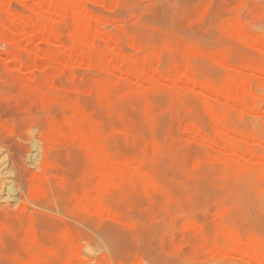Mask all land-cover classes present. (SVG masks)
<instances>
[{
  "label": "rangeland",
  "instance_id": "1",
  "mask_svg": "<svg viewBox=\"0 0 264 264\" xmlns=\"http://www.w3.org/2000/svg\"><path fill=\"white\" fill-rule=\"evenodd\" d=\"M60 1L0 26V264H264V0Z\"/></svg>",
  "mask_w": 264,
  "mask_h": 264
},
{
  "label": "bare ground",
  "instance_id": "2",
  "mask_svg": "<svg viewBox=\"0 0 264 264\" xmlns=\"http://www.w3.org/2000/svg\"><path fill=\"white\" fill-rule=\"evenodd\" d=\"M11 0H0V26L3 28V27H7V25H11V24H13L16 20H19V21H23V24L25 25V27H27L26 25H31V24H28L29 22H31L29 19H25L24 17H23V14H22V16H20V15H18V13H20V12H17V14L16 13H13V11H12V9H11V11L12 12H10V11H5V9H7L8 7H7V5L9 4V2H10ZM20 1H22V0H20ZM33 1H36L38 4H39V9H41L40 11H42V13L43 12H48V11H50V10H53V11H50V12H53L54 13V15L55 16H57V17H63V16H65L66 14H67V8L66 7H64V6H62L60 3H58V1H60V0H32V2ZM62 1V0H61ZM60 1V2H61ZM78 1H81V0H78ZM76 2V1H75ZM21 3H23V2H21ZM25 4H27V3H24V5ZM15 5V4H14ZM13 5V6H14ZM26 6V5H25ZM72 6H74V7H72L73 8V12H75V13H78L79 15H83V16H89V15H87L85 12H82L81 11V9L78 7V4H73ZM80 6V5H79ZM7 7V8H6ZM19 7V6H18ZM27 8H28V5L26 6ZM84 7V6H83ZM81 8H82V5H81ZM9 9H10V7H9ZM34 9V8H33ZM38 8L37 9H34V12L36 11V13L38 12H40V11H38L39 10ZM8 10V9H7ZM85 11V10H84ZM5 13H7L8 14V16H6V18L5 17H3V15L5 14ZM91 13V12H90ZM93 14V13H92ZM42 14L40 13V16H41ZM68 15V14H67ZM73 15V14H72ZM79 15H78V17L77 18H79ZM77 16V15H76ZM209 16V15H208ZM96 17V16H95ZM29 18L31 19V16H29ZM87 18H91V15H90V17H87ZM61 19V18H60ZM80 19V18H79ZM83 19H84V17H83ZM88 20V19H87ZM24 21H25V23H24ZM27 21V22H26ZM40 21V20H39ZM42 21L43 20H41L40 22H41V24H42ZM83 21V20H82ZM86 23L87 22H90V20L89 21H85ZM20 23V22H19ZM83 23H84V21L82 22V25H83ZM23 24H21L22 25V27H23ZM37 25H38V23H36ZM81 25V24H80ZM32 26H33V24H32ZM39 27V30H41V32H43L44 33V37H45V40H48V41H50V42H53V40L51 41V38H53V39H55L56 37H57V33H56V31H53V30H51L49 27L47 28V25L45 26L44 24H43V26L42 27H40V25H38ZM76 26V25H75ZM83 26H85V25H83ZM31 27V26H30ZM30 27H29V29H30ZM82 27V26H81ZM16 28V27H15ZM33 28V27H32ZM35 28V27H34ZM86 28V27H85ZM88 28V27H87ZM20 29H22V28H20ZM24 29H28V28H24ZM23 29V30H24ZM76 29V28H75ZM98 29V28H97ZM6 30V29H5ZM23 30H20V31H23ZM34 30H36V28L34 29ZM33 29H30V33H31V31H34ZM80 30V29H79ZM89 30V29H88ZM101 30V29H100ZM3 30H1V32H2ZM19 31V30H18ZM19 31V32H20ZM24 32V31H23ZM76 32V31H75ZM83 32V31H82ZM102 32V31H101ZM27 33V32H26ZM26 33H24V34H26ZM42 33V34H43ZM78 34H79V32H77ZM87 33V32H86ZM98 33V32H97ZM28 34H29V32H28ZM32 34H34V32L32 33ZM72 34V33H71ZM74 34V33H73ZM76 34V33H75ZM77 34V35H78ZM79 35H83L82 33L81 34H79ZM85 35V34H84ZM87 35V34H86ZM88 36V35H87ZM98 36V35H97ZM26 37H27V34H26ZM77 37V36H76ZM82 37H84V36H82ZM91 37V36H90ZM89 37V38H90ZM27 38H31V37H27ZM89 38H88V40H89ZM92 38V37H91ZM50 39V40H49ZM57 39V38H56ZM80 39V38H79ZM78 39V40H79ZM94 39V38H93ZM44 40V39H43ZM82 40V39H81ZM45 42V41H44ZM81 42V41H80ZM80 42H78V43H80ZM86 42H87V40H86ZM56 43V42H55ZM70 43V42H69ZM92 43V42H91ZM91 43H89V44H91ZM81 44V43H80ZM87 44V43H86ZM21 45V44H20ZM58 46V45H57ZM22 47V46H21ZM24 47V46H23ZM22 47V48H23ZM84 49V48H83ZM51 56V55H50ZM14 57H15V55H14ZM13 57V58H14ZM19 57V56H18ZM17 57V58H18ZM34 57V56H33ZM16 58V57H15ZM83 59V58H82ZM81 59V60H82ZM20 61V60H19ZM84 61V60H83ZM76 62V61H75ZM84 62H86V61H84ZM77 64V63H76ZM71 66H73L72 64H71ZM159 73V72H158ZM156 74V73H155ZM160 74V73H159ZM158 74V75H159ZM152 76H154V75H152ZM160 76V75H159ZM189 77H191V76H189ZM233 79V77H231L230 76V79ZM241 77H239V79H240ZM189 79V78H188ZM242 79H246V78H242ZM242 79H240V80H242ZM173 80V79H172ZM171 80V81H172ZM175 80V79H174ZM177 80V79H176ZM190 80V79H189ZM239 80V81H240ZM248 81H249V79H247ZM159 81H160V78H159ZM188 81V80H187ZM191 81H193V80H191ZM237 81V80H236ZM235 81V82H236ZM246 81V80H245ZM244 81V82H245ZM174 82V81H173ZM241 83H242V81H240ZM243 82V83H244ZM234 83V81H232V84ZM238 83V82H237ZM237 83H235V86L237 85ZM175 84H176V81H175ZM174 84V85H175ZM179 84V83H178ZM230 84H231V82H230ZM240 84V83H239ZM170 85H172V84H170ZM179 86H180V84H179ZM250 86V85H249ZM249 86H248V88H249ZM180 89V88H179ZM206 89H209L208 87L207 88H205V90ZM204 90V91H205ZM250 90H252V89H250ZM178 91H180V90H178ZM187 91V90H186ZM247 91H249V89L247 90ZM182 92V94H183V91H181ZM180 92V93H181ZM185 92V91H184ZM233 93V92H232ZM235 93V92H234ZM248 93H250V92H248ZM253 92L251 91V94H252ZM228 94H229V96H230V94L231 93H229L228 92ZM232 95V94H231ZM254 95H256V94H254ZM257 96V95H256ZM253 98H254V96H253ZM252 98V99H253ZM54 101V100H53ZM252 100H250V102H251ZM253 101H254V99H253ZM249 102V107H250V104L252 105L254 102H251L250 103ZM233 105V104H232ZM252 106H254V104L252 105ZM252 106H251V108H249V110L250 109H252ZM240 106H238V108H239ZM242 108H244V107H241V110H242ZM239 110V109H238ZM253 110V109H252ZM78 111V110H77ZM243 111V110H242ZM79 112V111H78ZM239 112H241V111H239ZM239 112H238V115H240L239 114ZM247 112H248V110H247ZM76 113V112H75ZM242 113V112H241ZM239 117V116H238ZM242 117V116H241ZM241 117H240V119H241ZM249 119V118H248ZM66 123L68 124L69 122H67L66 121ZM56 124V123H55ZM69 125V124H68ZM68 125L66 126V127H68ZM57 126V125H56ZM56 126L54 127V128H56ZM70 127V126H69ZM75 127V126H74ZM71 128V127H70ZM254 128H255V125H254ZM66 129H68V128H66ZM72 129V128H71ZM197 129V128H196ZM68 130H70V129H68ZM77 130H79V128L77 129ZM252 131V130H251ZM250 131V132H251ZM65 132V131H64ZM66 132H67V130H66ZM70 132V131H69ZM72 132V131H71ZM253 132V131H252ZM67 134H68V132H67ZM75 134H78V133H75ZM82 135V133H79L78 135ZM96 134V133H95ZM94 134V135H95ZM252 134V133H251ZM251 134H249V135H251ZM58 135V134H57ZM57 135H56V140L57 139H59L58 137H57ZM66 135V134H65ZM69 135V134H68ZM67 135V136H68ZM70 135H71V133H70ZM72 135H74V134H72ZM80 135V136H81ZM85 135V134H84ZM252 135H254V134H252ZM250 136V137H252L253 138V136ZM59 136V135H58ZM74 136H77V135H74ZM79 137V136H78ZM206 138H208V137H206ZM251 138V139H252ZM68 139H70V136H69V138ZM75 139V138H74ZM254 139V138H253ZM252 139V140H253ZM66 140V139H65ZM76 140V139H75ZM75 140H73V141H75ZM256 140V139H255ZM258 140V139H257ZM71 141V144H72V140H69L68 142H70ZM235 141V140H234ZM59 142V141H58ZM61 142V141H60ZM81 143V142H80ZM79 143V144H80ZM233 143V142H232ZM231 142H230V144H232ZM237 143V142H236ZM70 144V145H71ZM67 145H68V143H67ZM234 145H235V142H234ZM65 146V145H64ZM84 146V145H83ZM71 147V146H70ZM68 148V147H67ZM74 148V147H73ZM157 149H159V147L157 148ZM157 151H160V150H157ZM75 153V152H74ZM163 153V152H162ZM75 155V154H74ZM79 158V157H78ZM166 159V158H165ZM79 160H81V159H79ZM164 160V159H163ZM84 161V160H83ZM166 162L164 161V164H165ZM167 168H168V166H167ZM167 168H165V169H167ZM245 168H243V170H244ZM59 172V171H58ZM171 172H173V170L171 171ZM56 173V172H55ZM60 173V172H59ZM66 176V175H65ZM67 182V181H66ZM70 183H71V181H70ZM67 184V183H66ZM72 184V183H71ZM70 184V185H71ZM68 185V184H67ZM67 185H65V186H67ZM39 186H41V185H39ZM68 187V186H67ZM42 188V187H41ZM42 190V192H44V190L43 189H41ZM68 190V189H67ZM70 190V189H69ZM61 191H62V189H61ZM68 192V191H67ZM263 192V191H262ZM38 195H39V193H38ZM43 195H45V194H43ZM1 226H2V224H1ZM232 239V238H231ZM234 239H236L235 241H237V237L236 238H234ZM257 243V242H256ZM253 244H255V243H253ZM258 245V244H257ZM217 246V245H216ZM3 249V248H2ZM262 251H264L263 249H262ZM254 255V254H253Z\"/></svg>",
  "mask_w": 264,
  "mask_h": 264
}]
</instances>
